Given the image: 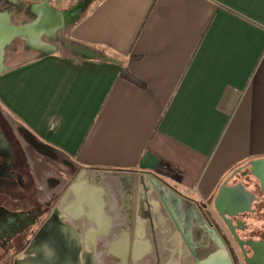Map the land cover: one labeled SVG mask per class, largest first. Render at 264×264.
Returning a JSON list of instances; mask_svg holds the SVG:
<instances>
[{
  "label": "crops",
  "instance_id": "1",
  "mask_svg": "<svg viewBox=\"0 0 264 264\" xmlns=\"http://www.w3.org/2000/svg\"><path fill=\"white\" fill-rule=\"evenodd\" d=\"M7 1L0 106L74 176L59 208L82 253L208 264L199 207L264 158V0Z\"/></svg>",
  "mask_w": 264,
  "mask_h": 264
},
{
  "label": "flooded vegetation",
  "instance_id": "2",
  "mask_svg": "<svg viewBox=\"0 0 264 264\" xmlns=\"http://www.w3.org/2000/svg\"><path fill=\"white\" fill-rule=\"evenodd\" d=\"M0 133L10 151L0 154V264H90L64 213L53 211L55 197L46 202L39 195L42 188H36L26 155L1 115ZM223 187L227 189L221 191ZM199 210L212 234L209 255L222 247L232 264H245L236 238L264 243V194L248 164L234 170ZM243 250L251 255L249 247Z\"/></svg>",
  "mask_w": 264,
  "mask_h": 264
},
{
  "label": "rangeland",
  "instance_id": "3",
  "mask_svg": "<svg viewBox=\"0 0 264 264\" xmlns=\"http://www.w3.org/2000/svg\"><path fill=\"white\" fill-rule=\"evenodd\" d=\"M0 7L3 9L11 11H17V6L9 3L7 0H1L0 1ZM27 10H22L20 13L26 14ZM0 115L3 117V119L9 124V126L12 128V132L18 143L20 144L22 150L24 151L28 164L30 166V170L32 174L34 175V179L36 182V188H42V191H39V195L43 199V201L48 202V198L52 200L54 197L53 202V211H57L58 214L60 212V201L62 197L65 195L67 187L72 183L74 180V176L70 178L68 174L63 172L65 169L61 164H59L56 161H51L48 158H50L48 155H44L42 151L39 150V148L36 146V144L30 140L27 136H25L16 126L15 119L6 112L3 108L0 106ZM160 167V165L158 166ZM64 169V170H63ZM162 169V166H161ZM152 176L159 181L164 183V179L162 178L161 174L152 173ZM38 190V189H37ZM59 192V193H58ZM59 214V215H60ZM198 221H201V215L198 212ZM88 256V255H87ZM90 261V264H100L102 262L101 257L97 256H88ZM106 264H118L117 260L115 261L114 258H105Z\"/></svg>",
  "mask_w": 264,
  "mask_h": 264
},
{
  "label": "water",
  "instance_id": "4",
  "mask_svg": "<svg viewBox=\"0 0 264 264\" xmlns=\"http://www.w3.org/2000/svg\"><path fill=\"white\" fill-rule=\"evenodd\" d=\"M18 33H19V29H15L10 25L7 13L0 12V34H1L0 48H1V50L7 44H9V42L13 38H15ZM9 153H10V151H9L8 144L5 141L3 135L0 133V154L8 155ZM161 163H162V161L157 156H155L151 152L147 151L143 155V157L139 163V166H138L141 171H146L148 173V179L150 180L151 185L154 187V189L156 190L157 193H158V188L154 182V177L152 176L151 172L156 170L157 167ZM247 164L250 168L251 174L259 180L261 190L264 194V158L252 160V161L248 162ZM225 189H227V188L223 187V188H221V191H223ZM220 195L221 194H219L218 199L220 198ZM162 201L164 202L163 199H162ZM217 203L218 202H216V208L218 209ZM201 218H202L201 221L203 222V224L209 228V226H207L205 220L203 219L202 215H201ZM227 224L230 227L231 231H233L231 224L229 222H227ZM67 228L69 229L70 233L75 234V232H73V229L71 227L67 226ZM209 235H212L211 232H209ZM236 240H237L239 246L242 248L245 264H264V243H254V242H252V243L251 242L250 243H241V241L238 238H236ZM244 245L251 249V255L250 256H248L245 253V251L243 250ZM255 246L259 247V249H260L259 254L256 251ZM259 259H261L262 263L257 262V261H259ZM207 262H208V264H232L227 253L224 251V249L222 247L218 248L217 251L212 253L207 258ZM198 264H200V263H198Z\"/></svg>",
  "mask_w": 264,
  "mask_h": 264
},
{
  "label": "built area",
  "instance_id": "5",
  "mask_svg": "<svg viewBox=\"0 0 264 264\" xmlns=\"http://www.w3.org/2000/svg\"><path fill=\"white\" fill-rule=\"evenodd\" d=\"M52 2H55V0H52Z\"/></svg>",
  "mask_w": 264,
  "mask_h": 264
}]
</instances>
